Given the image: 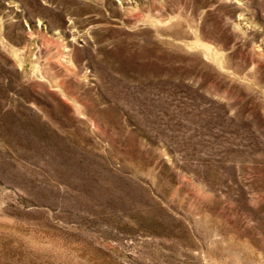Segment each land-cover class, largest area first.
<instances>
[{
	"label": "rangeland",
	"instance_id": "obj_1",
	"mask_svg": "<svg viewBox=\"0 0 264 264\" xmlns=\"http://www.w3.org/2000/svg\"><path fill=\"white\" fill-rule=\"evenodd\" d=\"M0 264H264V0H0Z\"/></svg>",
	"mask_w": 264,
	"mask_h": 264
}]
</instances>
